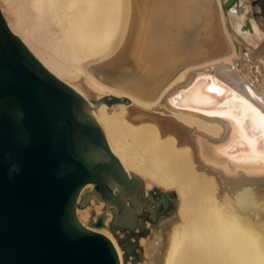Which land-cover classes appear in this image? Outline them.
Listing matches in <instances>:
<instances>
[{
    "label": "bare ground",
    "instance_id": "bare-ground-1",
    "mask_svg": "<svg viewBox=\"0 0 264 264\" xmlns=\"http://www.w3.org/2000/svg\"><path fill=\"white\" fill-rule=\"evenodd\" d=\"M225 1L0 0L12 32L89 102L145 193L175 191L177 210L155 231L159 239H140L142 264H264V106L244 88L264 104V49L249 56L240 13L224 10ZM231 29L248 44L244 61ZM224 91L227 102L216 106ZM76 214L126 264L106 204L91 199Z\"/></svg>",
    "mask_w": 264,
    "mask_h": 264
},
{
    "label": "water",
    "instance_id": "water-1",
    "mask_svg": "<svg viewBox=\"0 0 264 264\" xmlns=\"http://www.w3.org/2000/svg\"><path fill=\"white\" fill-rule=\"evenodd\" d=\"M223 8L240 13L241 0ZM218 95L216 106L227 102V91ZM87 185L93 189L83 204L104 202L114 230L149 237L176 209L174 190L145 193L112 152L89 102L36 58L0 10V264H121L110 238L77 217ZM104 223L100 216L92 225Z\"/></svg>",
    "mask_w": 264,
    "mask_h": 264
},
{
    "label": "crops",
    "instance_id": "crops-1",
    "mask_svg": "<svg viewBox=\"0 0 264 264\" xmlns=\"http://www.w3.org/2000/svg\"><path fill=\"white\" fill-rule=\"evenodd\" d=\"M262 12H264L262 2L258 3V0H243L242 12L236 16L237 22L244 28L246 39L252 42L249 44V56L252 55L253 52L256 53L264 49V20L262 16H257L262 14ZM231 33L234 34L236 40H238L237 45L240 48L243 49L248 45L242 37L238 36L233 31V29H231Z\"/></svg>",
    "mask_w": 264,
    "mask_h": 264
},
{
    "label": "rangeland",
    "instance_id": "rangeland-1",
    "mask_svg": "<svg viewBox=\"0 0 264 264\" xmlns=\"http://www.w3.org/2000/svg\"><path fill=\"white\" fill-rule=\"evenodd\" d=\"M222 2L224 0H221ZM263 0H258V3L259 2H262ZM224 14V12H223ZM258 17H261L263 18L264 20V12H262V14H259L257 15ZM259 19V18H258ZM224 21H225V24L228 26L226 20H225V16H224ZM215 27H216V36L214 38V41L216 42H219L220 41V27H219V18H218V13H216V16H215V23H214ZM229 27V26H228ZM218 38V39H217ZM263 45H264V42H263ZM241 50L242 48H240V58H239V61H244V57L243 55L241 54ZM91 199H93V205H97L98 201L96 200L95 197H91L89 199V203L87 205H84L83 202V198L81 199V201L79 202V208L80 209H86L87 207H90V203H91ZM177 197H176V209L175 211L177 210ZM107 209V208H106ZM89 223H92V221L88 220ZM139 231V233H137L138 237L136 238L134 235L129 234L127 230L125 231H121L119 229H116L114 230L113 228H111V231L112 233L117 237L119 238V240L123 243L122 244V248L125 252V259H126V264H142L143 262V259H144V249L140 246L139 242H140V239L141 238H154V239H159V236L156 232H154V234L150 235L149 237H145L141 234L140 230L137 229ZM136 229H134V232L137 231ZM128 233V234H126ZM146 248V247H144ZM154 251H157V249H153ZM127 254V255H126ZM147 255L149 256V253H147Z\"/></svg>",
    "mask_w": 264,
    "mask_h": 264
},
{
    "label": "snow or ice",
    "instance_id": "snow-or-ice-1",
    "mask_svg": "<svg viewBox=\"0 0 264 264\" xmlns=\"http://www.w3.org/2000/svg\"><path fill=\"white\" fill-rule=\"evenodd\" d=\"M261 127L262 129H264V117H261ZM260 156H261V160H264V147L261 148V152H260Z\"/></svg>",
    "mask_w": 264,
    "mask_h": 264
},
{
    "label": "trees",
    "instance_id": "trees-1",
    "mask_svg": "<svg viewBox=\"0 0 264 264\" xmlns=\"http://www.w3.org/2000/svg\"><path fill=\"white\" fill-rule=\"evenodd\" d=\"M263 9H264V7H263Z\"/></svg>",
    "mask_w": 264,
    "mask_h": 264
}]
</instances>
